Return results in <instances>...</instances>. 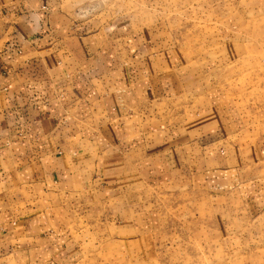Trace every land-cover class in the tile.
I'll list each match as a JSON object with an SVG mask.
<instances>
[{
    "label": "rangeland",
    "instance_id": "374dc122",
    "mask_svg": "<svg viewBox=\"0 0 264 264\" xmlns=\"http://www.w3.org/2000/svg\"><path fill=\"white\" fill-rule=\"evenodd\" d=\"M77 5L100 27L124 21L112 47L153 65L144 141L189 136V165L163 154L145 181L115 175L113 196L99 192V216L75 234L80 264H264V0Z\"/></svg>",
    "mask_w": 264,
    "mask_h": 264
},
{
    "label": "crops",
    "instance_id": "0c3cea01",
    "mask_svg": "<svg viewBox=\"0 0 264 264\" xmlns=\"http://www.w3.org/2000/svg\"><path fill=\"white\" fill-rule=\"evenodd\" d=\"M65 1L0 0V264H80L79 220L99 216L112 177L140 183L163 154L189 165L187 131L147 143L137 126L158 86L112 47L125 22L100 27Z\"/></svg>",
    "mask_w": 264,
    "mask_h": 264
}]
</instances>
